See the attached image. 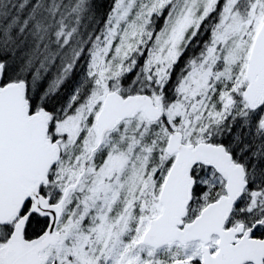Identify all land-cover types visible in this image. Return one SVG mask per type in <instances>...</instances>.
I'll return each instance as SVG.
<instances>
[{
	"label": "snow or ice",
	"instance_id": "snow-or-ice-1",
	"mask_svg": "<svg viewBox=\"0 0 264 264\" xmlns=\"http://www.w3.org/2000/svg\"><path fill=\"white\" fill-rule=\"evenodd\" d=\"M0 264H264V0H0Z\"/></svg>",
	"mask_w": 264,
	"mask_h": 264
}]
</instances>
